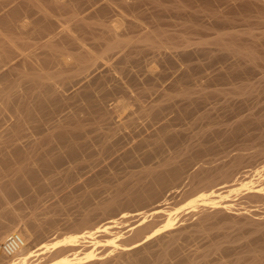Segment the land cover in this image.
I'll return each instance as SVG.
<instances>
[{
  "label": "bare ground",
  "instance_id": "6f19581e",
  "mask_svg": "<svg viewBox=\"0 0 264 264\" xmlns=\"http://www.w3.org/2000/svg\"><path fill=\"white\" fill-rule=\"evenodd\" d=\"M148 9L150 20L136 21ZM165 16H178L180 27L168 29ZM137 29L143 33L134 35ZM167 49L176 52L161 58ZM148 52L153 58L142 60ZM205 54L208 64H222L209 79H223L244 99L263 100L264 0H0V264H264V212L237 207L239 199L264 204V113H237L228 123L205 110L194 119L209 127L172 131L156 142L139 158L141 168L130 171L129 185L87 208L94 192L85 191L78 217L68 221L74 232L59 235L56 204L37 208L43 204L37 192L54 181L49 174L64 153L83 159L80 138L98 129L97 115L108 117L102 103L110 95L127 98L113 105L119 126L148 116L146 125L158 124L160 135L170 114L193 115L194 104L225 91L195 82L193 69L202 63H189L178 75L166 70ZM166 79L172 81L164 86ZM73 99L76 109L57 117ZM221 109L237 111L232 104ZM31 130L45 133L30 139ZM46 142L50 146L40 149ZM133 152L121 155L132 159ZM182 187L195 196L172 206ZM15 188L35 192L27 198L28 213L8 198ZM122 205L135 208L118 209ZM94 216L100 218L93 222ZM231 226L243 236L238 245ZM192 231L207 233V245L181 252ZM12 235L20 242L7 248Z\"/></svg>",
  "mask_w": 264,
  "mask_h": 264
},
{
  "label": "rangeland",
  "instance_id": "374dc122",
  "mask_svg": "<svg viewBox=\"0 0 264 264\" xmlns=\"http://www.w3.org/2000/svg\"><path fill=\"white\" fill-rule=\"evenodd\" d=\"M150 11L148 9L144 14L139 15L136 21L142 23L145 22V18L150 20ZM163 19L168 22L166 27L171 31H174L180 27L178 23L180 22V18L178 16H165ZM206 20H210V17H204ZM63 20V19H62ZM64 25L70 23L69 19L67 22H62ZM63 25V26H64ZM61 27H59L60 29ZM143 31L141 29H137L134 32V35H141ZM39 46V45H35ZM37 51H40L39 49ZM160 54L161 58H165L168 54L173 53V50L167 49L162 51ZM205 55L194 56L192 61H185L182 63H170L168 64L167 71H172L174 74L178 75L182 70L188 67V64H198L202 63V67H195L193 69L194 78L197 79L195 82H204L207 83V87L205 90H214V89H225V91L220 93L211 94L206 101L203 103H196L193 105L194 113L193 115H186L185 118L182 119L176 118L174 119V114H170L168 119V126L165 130L160 132V135L155 134L157 132L158 124L154 126H147L146 121L148 120V116H143L140 121L136 124H127L125 126H119V117H117L116 110L114 108V103L120 101L124 95L113 96L110 95L109 99H106L102 103V107L107 113L108 117L106 119L97 115L95 124L98 125V129L88 131L87 135L80 138V141L85 143L82 153L84 154L83 159H77L75 157H70L66 153H64L63 157L58 160V167L55 171L49 174L50 177H54V181L46 185L41 191L37 192L38 195L42 198L43 204L39 205L37 208H45L46 204H56L55 208L59 209L58 213L55 214V217L58 219V232L59 235H64L66 233H71L75 231V227L72 226L68 221L75 220L80 213V205L83 202V196L85 191L93 190L94 192V200L93 204H83L85 207H94L97 202L104 199L108 195L112 194L116 188L123 186L124 184L129 185L128 182H132V177L130 176V171L140 169L139 158L144 155V153L148 150H152L158 147V143L162 141L165 137L170 135V132L177 131L180 134H188L193 131H197L200 127H209L210 124L208 121L200 124L195 121V117L199 114L203 113L207 109H211L215 114L217 112L218 115L223 114V116L228 119V123H232L236 120V114L241 116H246L251 112H256L259 114L264 113V99L258 101L255 98L244 99V97L235 95L234 93L228 91L229 86L223 79H209L212 76L216 75L222 70L221 63L208 64L207 60L209 57ZM154 54L152 52L146 53L144 59L153 58ZM159 67H162L159 65ZM143 73V72H141ZM174 78V77H173ZM172 78V79H173ZM172 79H166L163 82L164 86H167ZM209 80V81H208ZM203 91L197 90L191 93L192 98H198L200 92ZM117 99V101H116ZM69 103L62 107V109L57 114V117H60L62 114L73 111L76 109L75 100H68ZM185 99L181 100L180 103L184 102ZM151 103V99L145 98L144 105L148 107ZM227 104L235 105L236 112L231 113L229 109H221V106H225ZM131 105L134 104L131 101ZM130 106V107H132ZM197 109V111H195ZM190 116V117H186ZM127 116L125 117V120ZM84 125L87 129H90L93 126V123L90 120H86ZM172 129V130H170ZM32 134L30 139H40L44 135L45 132L38 130H31ZM55 139H58L54 136ZM144 139L146 142L142 147L135 148L133 147L134 143L138 140ZM114 141V144L110 148H106L105 144L107 142ZM50 146L48 142L43 143V146L40 149H44ZM107 149V150H106ZM126 149H134L133 158L128 159L122 157V152ZM109 150V151H108ZM173 148L171 149V151ZM59 148H54L52 150L53 153H57ZM165 151L168 152V148H165ZM156 159L153 160L155 162ZM67 169L70 170V173L66 175ZM34 191H26L19 192L18 188L14 189V193L9 195L8 198L14 204H21L22 211L24 213H28L33 208L30 201H28V197L33 195ZM195 196L193 192H188L186 187H182L178 190L177 195L174 199H172V206H186V203L190 198ZM236 198V197H235ZM240 203L237 207L247 206L250 210H256L260 212H264V204L258 203H249L245 200H237ZM151 205L147 204L145 208H150ZM122 208H130L134 209V206L122 205L118 209ZM181 210L178 218H185L187 211ZM100 217L94 216L93 222L97 221ZM196 216L192 217L189 221L195 222ZM134 219L129 221L122 222L119 225V229L125 230L129 224L133 223ZM238 226H231L227 228L229 233H233L232 236L233 244L238 245L242 242V235H235ZM192 229V228H191ZM211 233H215L216 231H209ZM209 241V237H207V233H195L192 231V237L189 240H182L181 252L189 251L195 248H203L207 245ZM236 254L230 253L226 257L233 258ZM215 256V255H212ZM150 260L146 264H151Z\"/></svg>",
  "mask_w": 264,
  "mask_h": 264
},
{
  "label": "built area",
  "instance_id": "2783aa9c",
  "mask_svg": "<svg viewBox=\"0 0 264 264\" xmlns=\"http://www.w3.org/2000/svg\"><path fill=\"white\" fill-rule=\"evenodd\" d=\"M20 242V239H19V237L17 236V235H12V236H10L9 238H8V240H7V242H6V244H5V246L7 247V248H13L17 243H19Z\"/></svg>",
  "mask_w": 264,
  "mask_h": 264
}]
</instances>
